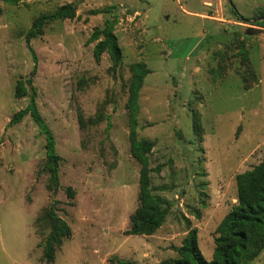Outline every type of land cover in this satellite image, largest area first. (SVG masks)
Returning a JSON list of instances; mask_svg holds the SVG:
<instances>
[{"label":"rangeland","instance_id":"1","mask_svg":"<svg viewBox=\"0 0 264 264\" xmlns=\"http://www.w3.org/2000/svg\"><path fill=\"white\" fill-rule=\"evenodd\" d=\"M203 1L0 0V264H151L177 256L193 227L212 259L217 227L238 201L237 175L264 158V32L246 33L264 28L255 20L264 0ZM69 2L76 17L52 21L32 39L37 72L17 97V81L30 78L36 63L27 31L39 14ZM109 22L122 48L116 68L108 52L97 61L89 41ZM136 62L150 69L137 133L155 144L150 166L160 170L151 185L171 203L149 235L128 233L141 170L127 108ZM34 88L62 157L56 192L46 186V137L34 118L9 124ZM52 203L72 234L48 262ZM249 264H264V250Z\"/></svg>","mask_w":264,"mask_h":264},{"label":"trees","instance_id":"2","mask_svg":"<svg viewBox=\"0 0 264 264\" xmlns=\"http://www.w3.org/2000/svg\"><path fill=\"white\" fill-rule=\"evenodd\" d=\"M16 3L17 0H9ZM76 5L72 2L59 6L52 13H41L33 21L32 26L26 33V41L33 53L35 65L32 76L20 78L16 84V96L21 97L27 93V84L33 85V76L37 72V54L31 44L33 38L43 34L44 27L58 19H73L76 17ZM233 10L239 14L238 10ZM241 16V15H240ZM258 17H264V10ZM264 26V19L258 21ZM89 41H96L94 56L97 61L101 60L105 52L110 54L113 68L120 65L122 60V48L118 37L114 32V22L108 23L105 27H96L90 36ZM242 54L248 57L247 50L242 47ZM132 76L129 82V97L127 108L129 111L130 143L133 157L140 163L139 179V205L130 217V234H152L166 220L170 210V201L161 194L155 192L151 185V172L160 170L159 167L150 166L149 154L154 142L143 137H138V115L140 113L139 92L144 83L145 77L150 69L145 62H136L130 66ZM31 114L40 131L46 137V162L44 169L49 174L46 184L51 191H57L61 187L60 166L62 157L55 150L54 135L45 122L36 103V90L34 88L31 102L23 109L17 111L11 118L9 124H14ZM80 126H85L84 117L81 111L78 114ZM238 201L229 212L223 217L217 227L213 257L208 260L200 246L198 228L189 230L178 246V255L168 257L159 262L151 264H249L256 259L264 250V158L253 168L241 172L236 177ZM70 195H74L72 187L67 188ZM50 230L44 240V257L48 262L55 261L57 248L62 244L64 238L72 234V228L68 221L61 217L52 203L45 212ZM117 264H136L119 259Z\"/></svg>","mask_w":264,"mask_h":264},{"label":"water","instance_id":"3","mask_svg":"<svg viewBox=\"0 0 264 264\" xmlns=\"http://www.w3.org/2000/svg\"><path fill=\"white\" fill-rule=\"evenodd\" d=\"M263 19H264V17H259V18L255 19V20H263ZM262 32H264V28L257 27V26H254V25L249 26L247 28V30H246L247 34L262 33Z\"/></svg>","mask_w":264,"mask_h":264},{"label":"crops","instance_id":"4","mask_svg":"<svg viewBox=\"0 0 264 264\" xmlns=\"http://www.w3.org/2000/svg\"><path fill=\"white\" fill-rule=\"evenodd\" d=\"M206 2H208L207 0H204L203 1V5H206ZM191 13H195L196 15L197 14H199V15H202L203 14V12H202V10L201 11H199V12H197V11H190Z\"/></svg>","mask_w":264,"mask_h":264}]
</instances>
